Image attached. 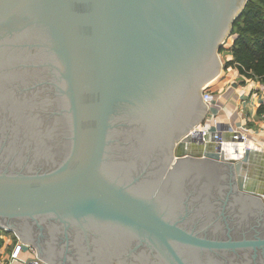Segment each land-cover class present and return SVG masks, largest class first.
<instances>
[{"label":"water","instance_id":"95a60500","mask_svg":"<svg viewBox=\"0 0 264 264\" xmlns=\"http://www.w3.org/2000/svg\"><path fill=\"white\" fill-rule=\"evenodd\" d=\"M248 1L0 0V227L51 264H264L250 148L195 129Z\"/></svg>","mask_w":264,"mask_h":264},{"label":"crops","instance_id":"0c3cea01","mask_svg":"<svg viewBox=\"0 0 264 264\" xmlns=\"http://www.w3.org/2000/svg\"><path fill=\"white\" fill-rule=\"evenodd\" d=\"M234 37L227 46L226 60L232 57L229 49ZM225 60V63H226ZM227 69V70H225ZM262 81L258 78L246 77L241 74L236 66L226 67L210 83V89L214 93L216 104L211 106L206 118L202 122H209L213 128L218 129L227 140L231 138L233 129L247 126L252 135L250 147L251 157L245 170L247 191L262 192L264 189V121L262 117ZM226 154L234 156L235 148L228 141L224 145ZM17 236V243H22L18 258L11 260L10 254L13 248H9L11 237L4 231H0L3 242L0 245V257L9 264H24L30 257L37 253V249H31L28 243H24Z\"/></svg>","mask_w":264,"mask_h":264},{"label":"trees","instance_id":"16d2710c","mask_svg":"<svg viewBox=\"0 0 264 264\" xmlns=\"http://www.w3.org/2000/svg\"><path fill=\"white\" fill-rule=\"evenodd\" d=\"M235 35L225 66H236L246 77L264 81V0H249L234 22ZM223 47L220 48L222 50ZM3 240L0 237V245Z\"/></svg>","mask_w":264,"mask_h":264},{"label":"built area","instance_id":"2783aa9c","mask_svg":"<svg viewBox=\"0 0 264 264\" xmlns=\"http://www.w3.org/2000/svg\"><path fill=\"white\" fill-rule=\"evenodd\" d=\"M261 94H262V106H263L262 117L264 121V82L262 83ZM203 99L208 104L209 109L211 106L216 104V99L214 97L213 91L210 89V86L204 89ZM195 129L200 131V134L196 136V140H198L201 143H205L208 140H213L217 143H221L222 145H225L229 141L230 144L234 146V148H241L242 151H245L246 149H249L251 147L253 142L250 129L247 126H240L233 129L231 138L229 140L225 139L223 137V134L218 129L213 128L209 122H205V123L202 122ZM196 130H193V132H195ZM29 247L31 249H35L34 246L30 244ZM21 248H22V243H18L17 245H15V247L13 248L10 254L11 260L18 258V253ZM9 262H6L4 259H2V257H0V264H9ZM24 264H51V263L44 260L36 253L35 255L30 257L27 261H25Z\"/></svg>","mask_w":264,"mask_h":264},{"label":"rangeland","instance_id":"374dc122","mask_svg":"<svg viewBox=\"0 0 264 264\" xmlns=\"http://www.w3.org/2000/svg\"><path fill=\"white\" fill-rule=\"evenodd\" d=\"M233 36H234V34H232L230 37H228L225 40V42L221 46V47H223L222 50L219 49V54H220V57H221V59H222L224 64H225V60H226L227 46L230 45ZM225 70H227V69H225ZM221 73H223V69L221 70ZM0 231H4L7 234H9V236L11 237V240H10V243H9V248H11V247L14 248L16 243H17V239H18L17 236H16L17 233L14 230H5L4 228H0ZM34 248L36 249L35 246H34Z\"/></svg>","mask_w":264,"mask_h":264},{"label":"flooded vegetation","instance_id":"af4514ba","mask_svg":"<svg viewBox=\"0 0 264 264\" xmlns=\"http://www.w3.org/2000/svg\"><path fill=\"white\" fill-rule=\"evenodd\" d=\"M15 79H17V78H15ZM242 257H244V258H245V256H242Z\"/></svg>","mask_w":264,"mask_h":264}]
</instances>
